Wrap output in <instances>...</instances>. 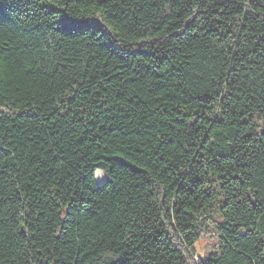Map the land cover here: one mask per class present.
Here are the masks:
<instances>
[{
  "label": "trees",
  "instance_id": "obj_1",
  "mask_svg": "<svg viewBox=\"0 0 264 264\" xmlns=\"http://www.w3.org/2000/svg\"><path fill=\"white\" fill-rule=\"evenodd\" d=\"M0 264H264V0H0Z\"/></svg>",
  "mask_w": 264,
  "mask_h": 264
},
{
  "label": "rangeland",
  "instance_id": "obj_2",
  "mask_svg": "<svg viewBox=\"0 0 264 264\" xmlns=\"http://www.w3.org/2000/svg\"><path fill=\"white\" fill-rule=\"evenodd\" d=\"M97 181H98V179H97ZM103 182H99V183H103ZM217 242H218V238L217 237H211L210 236V237H204V238H202L197 243V253H198V257H196V260L199 259V257L205 256V254L208 253L209 251L215 250L216 249Z\"/></svg>",
  "mask_w": 264,
  "mask_h": 264
},
{
  "label": "bare ground",
  "instance_id": "obj_3",
  "mask_svg": "<svg viewBox=\"0 0 264 264\" xmlns=\"http://www.w3.org/2000/svg\"><path fill=\"white\" fill-rule=\"evenodd\" d=\"M96 178L98 179L99 182H103L105 180L104 172H102L101 170H98L96 172Z\"/></svg>",
  "mask_w": 264,
  "mask_h": 264
},
{
  "label": "snow or ice",
  "instance_id": "obj_4",
  "mask_svg": "<svg viewBox=\"0 0 264 264\" xmlns=\"http://www.w3.org/2000/svg\"><path fill=\"white\" fill-rule=\"evenodd\" d=\"M69 27H71V25H69Z\"/></svg>",
  "mask_w": 264,
  "mask_h": 264
}]
</instances>
